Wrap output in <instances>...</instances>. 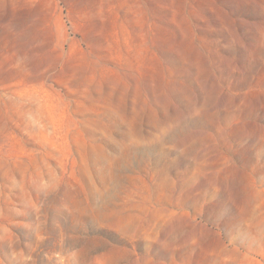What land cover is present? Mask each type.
<instances>
[{
  "label": "rangeland",
  "instance_id": "1",
  "mask_svg": "<svg viewBox=\"0 0 264 264\" xmlns=\"http://www.w3.org/2000/svg\"><path fill=\"white\" fill-rule=\"evenodd\" d=\"M0 264H264V0H0Z\"/></svg>",
  "mask_w": 264,
  "mask_h": 264
}]
</instances>
